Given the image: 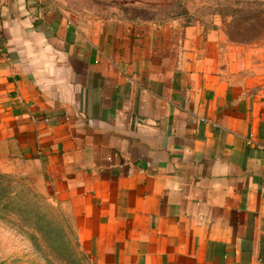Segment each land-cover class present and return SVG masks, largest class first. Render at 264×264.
<instances>
[{"label":"crops","instance_id":"0c3cea01","mask_svg":"<svg viewBox=\"0 0 264 264\" xmlns=\"http://www.w3.org/2000/svg\"><path fill=\"white\" fill-rule=\"evenodd\" d=\"M60 1L0 0V154L43 170L98 264H264V69Z\"/></svg>","mask_w":264,"mask_h":264},{"label":"rangeland","instance_id":"374dc122","mask_svg":"<svg viewBox=\"0 0 264 264\" xmlns=\"http://www.w3.org/2000/svg\"><path fill=\"white\" fill-rule=\"evenodd\" d=\"M76 11L134 23L198 25L220 44L221 67L253 75L264 69V0H61ZM14 207L0 219V264H98L34 163L0 154Z\"/></svg>","mask_w":264,"mask_h":264},{"label":"trees","instance_id":"16d2710c","mask_svg":"<svg viewBox=\"0 0 264 264\" xmlns=\"http://www.w3.org/2000/svg\"><path fill=\"white\" fill-rule=\"evenodd\" d=\"M12 180L8 175L0 173V219H5L10 213L15 211L13 190L11 189ZM8 214L7 216H5Z\"/></svg>","mask_w":264,"mask_h":264}]
</instances>
